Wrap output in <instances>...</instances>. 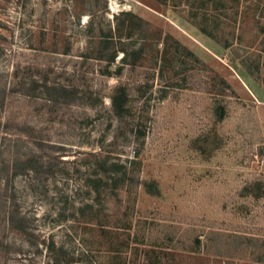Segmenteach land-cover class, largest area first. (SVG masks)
<instances>
[{"label":"rangeland","instance_id":"rangeland-1","mask_svg":"<svg viewBox=\"0 0 264 264\" xmlns=\"http://www.w3.org/2000/svg\"><path fill=\"white\" fill-rule=\"evenodd\" d=\"M0 264H264V0H0Z\"/></svg>","mask_w":264,"mask_h":264},{"label":"trees","instance_id":"trees-1","mask_svg":"<svg viewBox=\"0 0 264 264\" xmlns=\"http://www.w3.org/2000/svg\"><path fill=\"white\" fill-rule=\"evenodd\" d=\"M66 92L69 93L70 91L67 89ZM127 101H128V92L126 91V88L121 86H119V88L117 87L111 97V107L116 117L123 116L124 112L126 111ZM36 163L37 160L28 158L25 161L21 162V166H20L21 168L19 170L26 171L32 169L36 166ZM22 219L21 221H18V223L15 222V225L13 226L19 230H24V223L22 222ZM9 220L13 222V217H10ZM46 246L47 248L52 250L55 248V243L53 240H51L48 242ZM59 249L63 250L62 246H60Z\"/></svg>","mask_w":264,"mask_h":264}]
</instances>
